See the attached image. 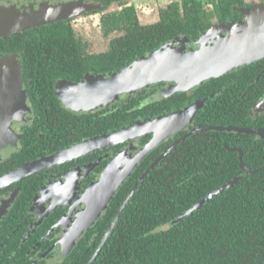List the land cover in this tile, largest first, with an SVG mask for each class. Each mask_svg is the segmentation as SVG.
<instances>
[{"label":"flooded vegetation","instance_id":"obj_1","mask_svg":"<svg viewBox=\"0 0 264 264\" xmlns=\"http://www.w3.org/2000/svg\"><path fill=\"white\" fill-rule=\"evenodd\" d=\"M74 1L78 0H0V7L17 5L18 9L23 10L24 6L34 5V9H39L43 4ZM81 1L84 4L82 10L55 20L57 24L42 28L41 25L34 26L0 36V39L10 37L7 45L0 47V57L13 55L23 68V88L28 107L25 117L13 124L17 134L15 143H9L1 149L0 161L5 162L2 169L8 167L14 159L34 160L52 153L44 152L53 145L73 139L66 144L68 146L105 133L100 129L111 116L115 104L125 106L140 97L138 107L151 104L162 114L179 107L175 108L173 102H186L180 108L195 102L198 98L193 90L220 75L189 89H178V82L173 79L160 80L132 95L122 93L116 102L91 111L69 107L62 95V88L70 91L71 87L88 80L90 76L110 75L164 45L185 46L191 50L205 43H213L228 36L231 31L227 30L232 24L246 21L256 6H264V0H194L198 3L197 13L187 14L191 0L186 6L182 3L175 5L180 0ZM151 8L157 12L156 20L142 22L143 11ZM253 63L255 67L251 66ZM247 65L248 71L242 69ZM232 71L229 77H223V84L212 91L213 97L206 94L202 98H207V101L208 97L215 99L227 86L236 87L238 91L237 87L248 78L251 81L243 90L246 93L264 74V57ZM172 86L177 89L164 93L165 89ZM250 111L255 114L264 113V94L255 101ZM62 112L70 113L71 117L63 119ZM43 116L47 117V122ZM95 118L101 122H96ZM191 128L189 125L167 136L154 149L163 145L165 140L173 138L163 149L166 150ZM96 129L99 132H95ZM72 130L76 131L73 135L70 134ZM147 135L149 138L144 143L142 136L134 138L49 166L0 187V264H60L66 260L81 236L89 229L94 230L92 227L96 221L79 236L76 235L81 212L88 205L89 191L102 180L103 173L115 164H118L116 169L119 171L124 169L131 158L148 143L152 134ZM77 136L82 137L77 139ZM136 167L128 177L137 170ZM131 189L119 204L114 218ZM63 237L73 241L65 254L61 245Z\"/></svg>","mask_w":264,"mask_h":264},{"label":"trees","instance_id":"obj_2","mask_svg":"<svg viewBox=\"0 0 264 264\" xmlns=\"http://www.w3.org/2000/svg\"><path fill=\"white\" fill-rule=\"evenodd\" d=\"M188 1L180 0L175 5L182 3L186 6ZM197 5L191 0L187 14H196ZM54 24L57 21L39 27ZM7 40H10L9 36L1 38L0 47H5ZM251 66L255 67V63ZM242 69L248 71L249 65ZM231 73L233 71L208 80L192 89L193 94H197L198 100L202 99L221 86L223 77L227 78ZM250 81L245 79L237 87L238 91L236 87L227 86L215 99L210 98L214 96L211 94L195 116L194 123L264 127V113L250 111L264 94V74L243 93ZM139 99L136 97V102H128L125 106L115 104L100 131L109 132L161 114L151 104L138 107ZM185 103L172 104L175 108L179 106L174 109L177 110ZM62 113L63 119L71 117L68 112ZM42 118L47 122L46 116ZM95 120L101 122L99 118ZM75 133L72 130L70 134ZM148 138V135H143L141 140L144 143ZM72 140L53 145L44 153L62 149ZM172 140H165L163 145L144 157L136 167L137 172L128 177L98 217L92 227L94 230H87L73 252L60 264H87L129 189ZM224 142L229 147H240L244 161L252 169L261 168L252 173L245 172L239 165L238 151L227 149ZM27 161L31 160L14 159L4 169L1 166L5 162L0 161V172L8 169L6 173ZM238 175L243 177L236 184L175 221L202 197ZM92 264H264V138L250 133L218 130L187 136L138 185Z\"/></svg>","mask_w":264,"mask_h":264},{"label":"water","instance_id":"obj_3","mask_svg":"<svg viewBox=\"0 0 264 264\" xmlns=\"http://www.w3.org/2000/svg\"><path fill=\"white\" fill-rule=\"evenodd\" d=\"M83 6V2L78 0L53 5L43 4L39 9L21 10L0 7L2 13L0 14V36L68 17L82 10ZM244 22L245 24L240 30L231 32L228 36L221 37L213 43H205L196 49L160 47L150 53V58L146 57L149 58V63L145 67L137 68L138 70L133 72H124L104 82H80L71 87L70 91L62 88V95L66 99L79 98L84 99L80 103H89L97 95L104 94L111 89L116 90L118 95L121 90L132 92V89H139L164 79L176 80L178 89H189L202 84L211 77L226 74L239 66L264 57V6H256L255 11L248 15ZM141 63L140 59L133 63V67H138ZM206 101L207 98H202L183 108L140 119L133 124L86 138L41 158L27 161L2 174L0 187L49 166L151 133L152 136L148 143L131 158L124 169L119 171L116 169L118 164H115L103 173L102 180L89 191L88 205L81 212V222L76 231V235L79 236L85 228L95 223L107 208L122 182L154 147L159 145L167 136L191 125V130L164 150L137 180L110 224L102 242L87 262V264H92L138 185L180 141L193 133L210 130L250 133L264 138V127L234 124H195L194 118ZM26 110V93L23 88L21 64L13 55L2 56L0 57V157L1 149L13 142L17 136L16 131L12 128L13 123L22 119ZM224 146L231 151H238L239 165L245 172L252 173L261 168L252 169L244 161L243 150L240 147H229L226 142H224ZM242 177L243 175H238L212 190L179 215L175 221L192 213L211 198L236 184Z\"/></svg>","mask_w":264,"mask_h":264},{"label":"rangeland","instance_id":"obj_4","mask_svg":"<svg viewBox=\"0 0 264 264\" xmlns=\"http://www.w3.org/2000/svg\"><path fill=\"white\" fill-rule=\"evenodd\" d=\"M251 1V0H250ZM257 0H254V2H256ZM11 8L13 9H16V8H19L17 5H14L12 6ZM34 8V5H27V6H24V9H32ZM156 16H157V12L155 11V8H151L149 10H145L143 11L142 15H141V20L142 22H149V21H154L156 20ZM245 24V22H238V23H235V24H232V26L227 30V31H231V32H235L237 30H240V28ZM168 46H172V47H183V48H186L185 46H179V45H172V44H168V45H164L162 47L166 48ZM151 54H148L146 56H142L141 58H138L136 59L134 62H132L131 64H128L126 65L124 68H122L121 70L119 71H115L113 72L112 74L110 75H95V76H90L88 77V80L84 81L85 83H88V82H96V81H99V82H104V81H107L108 79H111L113 78L114 76H119L120 74L124 73V72H133L135 71L137 68L139 69L140 67H145L146 65H148L149 63V58H150ZM146 57H149V58H146ZM141 59L142 63L138 66V67H133V63H135L136 61H139ZM137 69V70H138ZM103 80V81H101ZM83 83V82H82ZM143 88V87H142ZM176 88L175 87H171V88H168V89H165L164 93H168L169 91L171 90H174ZM141 89V88H139ZM138 88L137 89H132V92H129V91H125V90H121V93H128L129 95H132L134 94L135 92H137V90H139ZM120 94L118 93L117 95V91L116 90H108L106 93H101L99 95H97V97H95L91 102L89 103H86V102H81L80 101L84 100V99H79V98H75V99H66V104H68L69 107L71 108H76V109H80L82 111H91V110H95L96 108H99L100 106H106L110 103H114L116 102L120 97ZM117 95V96H116ZM28 107H27V110H26V113L24 114L23 118L25 117V115L28 113ZM14 124V123H13ZM12 128L14 129L13 125H12ZM15 131V129H14ZM17 137V136H16ZM16 137L14 138V141L11 142V143H15V139ZM73 243L72 239L71 238H67V237H63L62 238V242H61V245L63 247V252L64 254L66 253L67 249L70 248L71 244Z\"/></svg>","mask_w":264,"mask_h":264}]
</instances>
